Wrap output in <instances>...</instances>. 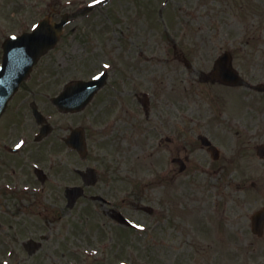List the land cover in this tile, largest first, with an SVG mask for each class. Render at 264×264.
Masks as SVG:
<instances>
[{
	"label": "rangeland",
	"instance_id": "1",
	"mask_svg": "<svg viewBox=\"0 0 264 264\" xmlns=\"http://www.w3.org/2000/svg\"><path fill=\"white\" fill-rule=\"evenodd\" d=\"M83 1L86 5L91 0ZM77 7L78 0H8L6 3L0 0V34L4 32L3 25L15 29V16L21 17L27 26L32 20L49 14L57 20L60 8L68 11L72 21L56 48L39 62L34 80H43L44 101L47 95L60 91L64 83L75 76H89L103 67L109 68L106 88L95 99V103L101 104L99 119L104 121L105 130L99 140L92 136L88 157L80 159L74 155V162L81 168L99 167L102 174H97L92 192L115 199L117 206H121L141 230L135 232L114 225L111 210L103 209L97 201L89 207L85 204L87 200L82 199L71 211L61 213L62 217L57 214L55 220L43 216L37 219L41 227L35 232L30 227L24 230L17 225L19 218L15 210L8 220L9 233H19L21 240L32 232L46 233L47 241L52 243L59 258L51 257L42 264H67L60 253L69 247L75 253L66 255L72 257L69 259L72 264H264V234L258 238L250 231V216L264 202V195L255 194L250 182L258 178L260 183L264 181V160L252 149L249 156L243 154L246 161L230 168V174L237 179L247 176V194L236 193L225 198L217 193L207 195L206 199L213 201L207 203L214 204L211 209L208 204L196 201V197L199 191H205L203 186L209 180L217 182L218 179L210 178L193 163L187 174L178 175V165L172 161L168 165L170 156L162 149L154 150L153 156L150 151L142 153L131 145L127 152L118 151L115 126L117 87L125 95L130 89L150 85L154 93L160 89L159 94L168 98L169 112L176 114L175 119L170 117V127L202 128L206 123L212 127L216 116L210 122L207 112L212 96L217 99L221 96V88L216 89L211 82L200 83L199 77L212 70L214 59L228 48L229 39L235 41V46L249 51L247 45L238 44L245 36L250 42L254 41L253 49L264 51V0H111L93 9L90 17ZM234 13L239 17H234ZM7 16L11 17L9 24ZM177 43L174 48L173 44ZM176 49L187 56L189 68L183 62L184 57L173 60ZM141 51L146 55L154 54L158 59L144 60L139 54ZM167 57L171 65H166L169 69L162 77L164 82L159 84L162 79L147 73L144 64L156 68ZM228 96L237 98V93ZM197 117L203 124H196ZM213 126L218 128V125ZM217 132L227 150L232 139L220 130ZM171 148V156L178 153V148ZM149 161L154 165L148 164ZM167 165L177 173L173 179L168 181L156 176L149 180L157 169ZM209 189L212 190L210 186ZM167 202L172 214L169 224L163 222L165 215L161 214ZM5 204L14 208L11 200ZM147 204L158 212L149 215L138 208ZM92 205L99 206L97 211ZM48 223L50 226L44 227ZM100 242L106 244L105 249L99 247ZM94 253L99 256L94 257Z\"/></svg>",
	"mask_w": 264,
	"mask_h": 264
},
{
	"label": "flooded vegetation",
	"instance_id": "2",
	"mask_svg": "<svg viewBox=\"0 0 264 264\" xmlns=\"http://www.w3.org/2000/svg\"><path fill=\"white\" fill-rule=\"evenodd\" d=\"M7 1L5 0V3ZM237 16L239 17L237 13H234V17ZM8 18L7 16V24H9ZM3 27L4 32L0 34V37L8 32L9 25H3ZM241 38L243 42L238 44L247 45L250 47L249 51L235 46V41L232 39L228 41L227 51L232 67L237 70L242 80L238 81L236 86L223 85L216 80H206V82L211 81L216 89L221 88V96L218 99L215 95L212 96L210 111L207 112L210 122L213 116H216L212 122L213 125H218L217 129L212 123V127L206 123L207 125L205 124L202 128L200 126L198 128L170 127V121H172L170 117L176 114L169 112L168 98L166 100L163 94H159L160 89L158 93H154L149 85L145 89L148 90L149 95L140 91L141 88H135L132 95L128 92L122 95L117 87V110H115L117 150L127 152L126 149L131 145L142 153L150 151V155L153 156L154 150L159 152L162 149L166 155L170 156L167 164L169 165L172 161L173 164L178 165V175L187 174L193 163L196 169H200L210 178L218 179L217 182L209 180V183L203 186L205 191H199L196 197V201L202 205L208 204L211 209L214 208V204L207 203L213 202L206 199L207 195L217 193L225 198V195L228 197L227 195H236V193L247 194V176L237 179L230 174V168H235L241 162L238 165L240 166L246 161L243 154L249 156V151L252 149L261 160H264V51L258 48L253 49V40L250 42L245 39V36ZM183 57L185 54L180 50L174 51L173 60L177 61ZM166 65V63L160 64L154 68L151 64H145L143 69L151 73L152 77L162 79L165 77L164 72L169 69ZM155 70L160 72L154 75L152 72ZM135 73L137 76V68ZM163 82V79H159V84ZM232 92L237 93V98L231 99L228 96ZM30 93L31 96H29ZM40 93V90L25 84L21 95L14 101L15 106L14 103L12 106L11 112L18 114V118L13 120L10 117L6 122L3 120L1 124L0 264H31L32 262L40 264L49 257L46 252L49 243L41 232L38 234L32 232L34 235L31 234L29 238L34 239L33 242H29L28 238L21 240L19 233L15 236L17 239L10 238L9 229L6 231L10 224L8 221L10 212L16 210L15 214L22 219L17 225L22 226L24 230L30 227L34 232L41 227V221L37 219L42 216L55 220L57 214L62 217L61 213H68L70 207L67 189L73 186L78 176L75 174V151L66 145L64 139L73 126L80 124L86 139L92 146V136L99 140L103 131L101 129L103 120L99 119L100 103L93 101L79 112H62L50 104L46 107L55 116L50 120L51 132L37 140L35 136L39 126L32 121L30 112L23 110L24 105L33 102ZM177 113L179 114L178 110ZM203 120L205 121V117ZM196 124H203L198 117ZM218 130L232 139V145L227 150L220 142ZM203 137L207 138L208 144H203ZM171 147L178 148V153L171 156ZM152 159L163 162L162 159ZM148 164L154 165L152 161ZM168 165L161 167L164 170L157 177L168 181L175 177L177 173ZM181 167L184 169L181 170ZM152 179L153 177L149 180ZM258 179L251 181L250 184L255 194L264 195V181L260 183ZM86 188L88 189L89 185ZM7 200L13 202L14 208L5 204ZM169 203L167 202L165 207L167 222H169ZM46 226L50 224H44V227Z\"/></svg>",
	"mask_w": 264,
	"mask_h": 264
},
{
	"label": "water",
	"instance_id": "3",
	"mask_svg": "<svg viewBox=\"0 0 264 264\" xmlns=\"http://www.w3.org/2000/svg\"><path fill=\"white\" fill-rule=\"evenodd\" d=\"M38 27L39 28H38L37 32L35 33V35L32 34L30 36H26L25 40L31 39L32 41L36 42V45L32 46L31 47L32 49L30 51H28V53L27 52L23 53V54H26V58L28 59L29 63H28V65L26 64V68H25L26 62L21 63L22 74H23V72H25L26 70L29 69L28 66L30 64H32L37 59V57L41 53H43V51L46 48L51 47L54 44V42L56 41V39L58 37V33L60 31V25L54 27V26L49 24L47 19L42 21ZM11 90H12V88L9 87V89H7L5 92L8 94ZM2 107H0V108L2 109ZM263 224H264V209L257 212L253 216L254 231L257 233H260Z\"/></svg>",
	"mask_w": 264,
	"mask_h": 264
},
{
	"label": "snow or ice",
	"instance_id": "4",
	"mask_svg": "<svg viewBox=\"0 0 264 264\" xmlns=\"http://www.w3.org/2000/svg\"><path fill=\"white\" fill-rule=\"evenodd\" d=\"M97 2H99V0H97ZM107 67V66H106Z\"/></svg>",
	"mask_w": 264,
	"mask_h": 264
}]
</instances>
